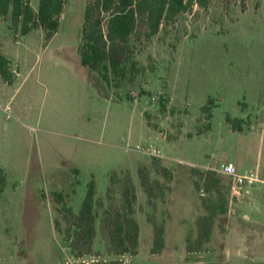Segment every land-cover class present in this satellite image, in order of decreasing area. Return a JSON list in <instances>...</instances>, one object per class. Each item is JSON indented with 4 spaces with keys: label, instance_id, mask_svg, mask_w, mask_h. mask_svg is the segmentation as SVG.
<instances>
[{
    "label": "rangeland",
    "instance_id": "374dc122",
    "mask_svg": "<svg viewBox=\"0 0 264 264\" xmlns=\"http://www.w3.org/2000/svg\"><path fill=\"white\" fill-rule=\"evenodd\" d=\"M66 1L49 41L0 14L16 76L0 79V264H264V183L236 196L218 170L264 179V0L195 5L150 38L140 23L120 86L81 63L93 0ZM92 180L89 247L75 216ZM133 189L139 240L121 252Z\"/></svg>",
    "mask_w": 264,
    "mask_h": 264
},
{
    "label": "trees",
    "instance_id": "16d2710c",
    "mask_svg": "<svg viewBox=\"0 0 264 264\" xmlns=\"http://www.w3.org/2000/svg\"><path fill=\"white\" fill-rule=\"evenodd\" d=\"M213 0H93L85 10L82 30L80 57L83 66L98 72L102 78L110 82L116 80L120 86L129 69L135 68V61L130 63V44L132 39L142 36L138 30L140 23L146 27L147 38L157 35L162 26L190 11L195 5L208 9ZM66 0H39L35 10L31 0H0V14L9 16L11 27L20 28L22 35L33 29H42L47 41L59 31L61 18L65 10ZM11 59L0 49V79L13 83L15 74L11 67ZM112 75V77H111ZM234 130H244L245 119L227 116ZM134 188V187H133ZM59 202L63 195L57 196ZM134 189L131 196H126L125 221L116 226L117 245L121 252L135 250L138 245L140 227L133 216ZM96 184L92 180L76 215L78 226L87 237V245L91 247L96 235ZM72 214L70 207H65ZM76 251V250H75Z\"/></svg>",
    "mask_w": 264,
    "mask_h": 264
},
{
    "label": "built area",
    "instance_id": "2783aa9c",
    "mask_svg": "<svg viewBox=\"0 0 264 264\" xmlns=\"http://www.w3.org/2000/svg\"><path fill=\"white\" fill-rule=\"evenodd\" d=\"M152 153L155 154V151H152ZM218 170L231 177L233 193L236 196H242L249 186L258 181V179L251 175L240 173L237 166L232 162L221 163Z\"/></svg>",
    "mask_w": 264,
    "mask_h": 264
},
{
    "label": "crops",
    "instance_id": "0c3cea01",
    "mask_svg": "<svg viewBox=\"0 0 264 264\" xmlns=\"http://www.w3.org/2000/svg\"><path fill=\"white\" fill-rule=\"evenodd\" d=\"M257 182L264 183V179H258ZM250 192H251V190H250L249 188H247V190L245 191L244 195H242V196H246V194H249ZM244 202H245V201L240 202V203H239V206H240L241 204H243ZM245 215H246V217H248L247 214H245Z\"/></svg>",
    "mask_w": 264,
    "mask_h": 264
}]
</instances>
